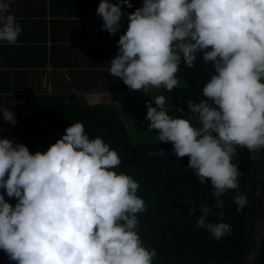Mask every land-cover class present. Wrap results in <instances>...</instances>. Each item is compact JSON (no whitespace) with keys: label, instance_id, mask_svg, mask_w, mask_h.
<instances>
[{"label":"clouds","instance_id":"9594fccd","mask_svg":"<svg viewBox=\"0 0 264 264\" xmlns=\"http://www.w3.org/2000/svg\"><path fill=\"white\" fill-rule=\"evenodd\" d=\"M123 6L133 7L131 0H99L97 15L113 35L127 17L108 71L130 90H172L181 58L191 67L201 52L215 70L202 87L205 99L186 101L191 115H170L168 98L159 94L145 101V119L176 157L188 156L200 183L210 182L214 204H194L188 216L220 241L232 227L208 217L239 188L237 147L253 157L264 151V0H142L127 13ZM10 7L11 0H0V43L16 44L22 27ZM0 113L16 124L7 106ZM122 162L81 121L43 152L0 138V250L16 264H153L157 248L139 233L146 203L139 182L118 171ZM233 202L239 211L247 197L238 193Z\"/></svg>","mask_w":264,"mask_h":264},{"label":"trees","instance_id":"16d2710c","mask_svg":"<svg viewBox=\"0 0 264 264\" xmlns=\"http://www.w3.org/2000/svg\"><path fill=\"white\" fill-rule=\"evenodd\" d=\"M152 88L151 86L148 91L149 95L155 90ZM86 92L87 90L80 88L74 98L57 93L37 95V111L31 115H21L13 129L3 133L0 138L7 137L14 142L24 143L33 153L43 152L65 133L68 126L81 121L90 138L101 136L121 155L115 141L130 153L173 147L171 142L158 141L147 134L148 131L141 130L143 125L150 123L144 121L147 107L144 106L139 112L141 121L132 123L126 119L120 104L90 103ZM146 101L151 99L147 98ZM188 159L164 157L140 160L126 164L121 170L140 184L138 195L144 199L146 211L138 213L139 233L146 246L157 248L153 264H184L187 260L205 258H239L243 248L246 204L238 211L233 197L238 193L245 194L244 186L254 157L246 148L237 147L233 162L239 166V188L225 193L221 197L224 206L213 208L208 217L213 222H227L231 225V235H226L220 241L211 238L206 229L198 228L195 217L188 216L192 205L211 206L216 199L210 182L200 183L192 169L187 167ZM5 199L13 205L16 202L15 198H9L6 194Z\"/></svg>","mask_w":264,"mask_h":264},{"label":"crops","instance_id":"0c3cea01","mask_svg":"<svg viewBox=\"0 0 264 264\" xmlns=\"http://www.w3.org/2000/svg\"><path fill=\"white\" fill-rule=\"evenodd\" d=\"M118 2V0H112ZM133 12L142 0H131ZM99 0H11L10 12L22 32L16 44L0 43V107L7 106L16 119L37 111L35 97L52 93L49 72L58 68L80 88L87 90L90 103L120 104L126 119L134 115L141 96L148 92L130 90L112 76L108 68L118 54L119 36L128 25L122 17L121 29L110 34L97 15ZM151 86L147 88V91ZM0 113V137L13 129ZM0 264H16L0 250Z\"/></svg>","mask_w":264,"mask_h":264},{"label":"water","instance_id":"95a60500","mask_svg":"<svg viewBox=\"0 0 264 264\" xmlns=\"http://www.w3.org/2000/svg\"><path fill=\"white\" fill-rule=\"evenodd\" d=\"M49 78L52 93L66 94L70 98H74L78 94L77 86L70 80L69 76L63 70L58 68L51 69L49 72ZM201 80L202 76L200 75L196 83V91L200 89L198 85ZM209 104L210 106L218 107L212 104L211 99L209 100ZM133 126L134 124L132 127ZM115 143L122 152L123 160L118 171H121L126 164L135 161L160 159L164 157H174L177 158V160H180L181 158L188 157H176L173 147L130 153L125 151L118 142L115 141ZM258 177L260 178L258 179ZM244 188L247 203L241 256L234 260L207 258L194 259L187 260L184 264H249V256L255 257L252 264H262V250L264 244V151L254 157Z\"/></svg>","mask_w":264,"mask_h":264},{"label":"flooded vegetation","instance_id":"af4514ba","mask_svg":"<svg viewBox=\"0 0 264 264\" xmlns=\"http://www.w3.org/2000/svg\"><path fill=\"white\" fill-rule=\"evenodd\" d=\"M203 55H202V52L201 53H198L197 56H196V59L194 61V66H187L184 64L183 62V58H181V62H180V65H179V68L181 69H184L185 71H183L185 74L190 72V73H193L195 75V80H196V83L199 79V76L201 75L202 76V80L200 82V84L198 85V87L200 88L198 91H196V83L195 85H193L192 89H190L189 91H186L184 92L182 90V84L179 82V85H177L176 87H174L172 90L168 91V90H164V91H159V93L156 91L153 92V96L155 95H159V94H163L165 95L167 98H168V110H173V111H180L182 113H189L190 112V109L188 108L187 106V103L186 101L188 99H192L194 102H199L200 100L202 99H205V97L203 96L202 94V82L204 81L205 79V74H207V64H204L203 65V68H198L196 67V64H197V61L200 60V58H202ZM191 70H189V69ZM179 73L177 72L176 75H178ZM151 95H148V96H141V103L139 105L138 108H140V111L142 109H144L145 107V101L147 98H150L152 100V96ZM210 100V99H209ZM154 102V101H153ZM137 109V108H136ZM147 110V108H146ZM139 111V112H140ZM141 121V116H140V113H139V116L136 118L135 122L134 123H137V122H140Z\"/></svg>","mask_w":264,"mask_h":264},{"label":"rangeland","instance_id":"374dc122","mask_svg":"<svg viewBox=\"0 0 264 264\" xmlns=\"http://www.w3.org/2000/svg\"><path fill=\"white\" fill-rule=\"evenodd\" d=\"M204 64H205V62H204L203 57H202V58H200L199 61H197L196 67L203 68V65ZM207 68L208 69L205 70V71H207V74H205V79L202 82V87L206 83V81L208 79H210L211 75L214 74V71H215L214 68H213V66H212V63L211 62H208L207 63ZM183 71H185V70L179 68V71H178L179 74L177 75V77H178V82H180L182 84L181 85L182 86V90L184 92H186V91H189L190 89H192L193 85H195V83H196L197 78L195 80V75L193 73L188 72V73L185 74ZM152 89H155L154 91L157 90L158 93H159V91H164L163 88H155V87H153ZM145 107H146V104H145ZM139 111H140V108H137L136 111H135V113H134V115L128 116L129 122H132V123L135 122V120L137 118V114L139 113ZM168 111H169L170 115H174V116H178V115L188 116V115H191V112H189V113H182L180 111H177V112L176 111H173V110H168ZM144 121H147V120L144 118ZM148 124L143 125L142 129L140 127L138 129L146 130V131L149 132V133L147 132V134H149L153 138H157V131L158 130H150V129H148Z\"/></svg>","mask_w":264,"mask_h":264}]
</instances>
